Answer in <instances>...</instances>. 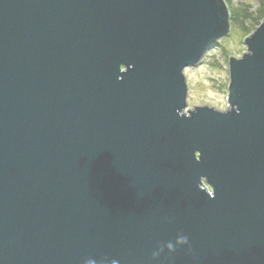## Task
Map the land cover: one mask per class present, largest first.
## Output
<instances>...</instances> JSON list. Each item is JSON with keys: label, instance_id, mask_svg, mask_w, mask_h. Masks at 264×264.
<instances>
[{"label": "water", "instance_id": "1", "mask_svg": "<svg viewBox=\"0 0 264 264\" xmlns=\"http://www.w3.org/2000/svg\"><path fill=\"white\" fill-rule=\"evenodd\" d=\"M224 0H0V264H264V17L226 107L184 70Z\"/></svg>", "mask_w": 264, "mask_h": 264}, {"label": "rangeland", "instance_id": "2", "mask_svg": "<svg viewBox=\"0 0 264 264\" xmlns=\"http://www.w3.org/2000/svg\"><path fill=\"white\" fill-rule=\"evenodd\" d=\"M230 30L212 44L200 62L184 70L187 85V107H226L228 84L227 57H240L245 51L243 38L248 36L264 17V0H224Z\"/></svg>", "mask_w": 264, "mask_h": 264}]
</instances>
